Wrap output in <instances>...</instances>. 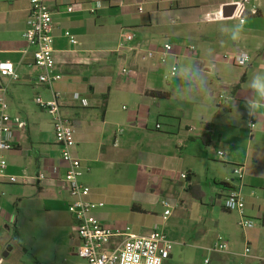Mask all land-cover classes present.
Returning a JSON list of instances; mask_svg holds the SVG:
<instances>
[{"label":"crops","instance_id":"0c3cea01","mask_svg":"<svg viewBox=\"0 0 264 264\" xmlns=\"http://www.w3.org/2000/svg\"><path fill=\"white\" fill-rule=\"evenodd\" d=\"M97 1L103 7L91 15L89 9ZM229 2L55 0L50 3L53 47L62 80L49 89L37 84L40 71L32 55L23 53L28 1L0 0V62L12 63L19 74L18 81L0 77V98L6 100L10 116L25 123L23 131L15 128L6 173L47 177L43 182L0 188V251L4 244H17L8 236L15 241L18 213L48 215L57 229L71 231L68 196L60 189L65 173L60 149L48 114L35 104L37 96L50 100L56 94L62 115L75 128V155L84 171L80 182L90 188V201L104 204L94 212L102 226L120 232L128 228L141 237L155 228L162 230L174 244L166 264H254L242 255L246 247L253 255L264 248V107L250 116L245 99L252 96L253 76L264 73V0ZM236 26L240 31L233 39L230 30ZM124 34L134 39L121 48ZM69 36L78 44H71ZM162 42L174 48L167 58L180 59L182 67L192 66L194 78L203 76L207 81L203 90L189 84L194 94H200L185 123L170 117H164L163 124L148 123L150 110L172 95L163 85L159 56L148 59L144 53L160 48ZM239 53L250 56L246 66L224 59ZM118 65L121 70H136L137 75L124 78ZM176 77H169L173 89L182 81ZM150 92L169 97L154 98ZM120 96L132 98V114L115 110ZM237 166L244 170L245 215L256 223L250 230H242L239 215L222 207L225 185L229 181L238 185L233 175ZM162 200L173 205L166 221ZM60 208L65 209L64 216L58 215ZM219 238L226 250L214 252ZM73 242L70 253L76 256L77 235ZM78 259L75 264H85Z\"/></svg>","mask_w":264,"mask_h":264},{"label":"built area","instance_id":"2783aa9c","mask_svg":"<svg viewBox=\"0 0 264 264\" xmlns=\"http://www.w3.org/2000/svg\"><path fill=\"white\" fill-rule=\"evenodd\" d=\"M27 1V18L22 34L25 43L23 53L32 55L34 66L40 71L37 84L52 89L56 83L62 80V76L55 69L53 47V18L50 3L55 0ZM237 1L230 0L229 4L233 5ZM102 7V3L97 1L89 9V13L95 15ZM72 11V6L67 8V12L71 13ZM138 11L141 12L142 8L139 7ZM251 12L256 14L257 8L252 6ZM244 22L242 17L240 23ZM133 39V35L124 34L119 47L127 46ZM69 40L73 45L78 44L72 36H69ZM173 50V46L165 44L158 49L148 50L145 54L148 59L159 56L160 62L165 64L167 57L173 54ZM224 59L236 66H246L250 62V56L247 53L225 56ZM176 71L177 67L173 64L169 77L174 78ZM121 75L129 79L135 77L137 72L131 68H123ZM0 77L8 78L11 81L19 80V74L10 62H0ZM74 97L80 100L78 94H75ZM219 99L223 100V97L219 96ZM35 104L45 111L51 120L55 142L60 149L61 162L65 167V173L60 181V189L68 196L67 210L73 220L74 231L80 243L76 249V256L85 264H166L174 244L162 230L155 228L148 236L141 237L133 235L128 228L124 232H120L102 226L94 212L102 208L104 204L90 201V188L80 182L84 171L80 159L75 155V128L62 115L58 95L55 94L50 100H43L37 96ZM81 104L86 106V101L81 99ZM23 124V121L15 120L10 116L6 100L0 98V188L4 184H27L47 180L44 174L27 177L6 173L8 164L6 154L13 148L15 128L16 126L20 128ZM250 126L254 128V123L251 122ZM156 129H160V126L156 125ZM218 155L223 156V153L220 152ZM53 173L57 178L60 177L58 169H54ZM233 175L238 185L231 186L232 181L227 183L229 188L222 199V207L228 212H236L239 215L238 226L242 230L253 229L256 223L245 215V201L241 193L244 179L243 167H235ZM181 176L186 178L185 174ZM161 205L164 209L163 220L166 221L171 216L173 205L168 200H162ZM1 214L0 204V216ZM225 250L226 243L222 238H219L213 251L223 252ZM242 256L252 258L254 264H264V248L260 255H253L252 249L246 247Z\"/></svg>","mask_w":264,"mask_h":264},{"label":"rangeland","instance_id":"374dc122","mask_svg":"<svg viewBox=\"0 0 264 264\" xmlns=\"http://www.w3.org/2000/svg\"><path fill=\"white\" fill-rule=\"evenodd\" d=\"M161 44L163 46V42ZM173 64L177 67L176 78L182 79L176 86V89H173L172 79L169 78ZM182 66L183 63L180 59H166L163 67V85L171 91L172 95L169 99L159 101V104L150 110L148 123H155L159 120L163 124V122H167V119L164 117L176 118L182 121V123H185L186 115L193 113L195 107L194 102L198 100L200 92L195 93V95L192 92V88L189 87L188 78H182L181 74H177ZM118 70H121L120 65H118ZM119 73L121 75V71ZM221 96L224 98L223 95ZM114 106L116 111H121L125 115L132 114L135 109L132 98L130 97H117ZM122 106L125 107L124 110L121 109ZM14 119L22 121L19 118ZM20 129L22 131L25 129V123ZM60 209L58 215L64 216L65 209ZM18 214L16 218L18 243H9L7 246L5 244L3 245V250L0 251V264H16L19 262L30 264L34 261L44 262L43 264L80 263V260L70 253V246L74 245L73 241L76 237L71 220H69L72 223L71 231L68 228L59 230L55 227V224L48 215L27 216ZM72 235H74V238H72ZM8 237L11 243H15L12 235L9 234ZM8 240L5 242H9ZM6 247H11L12 249L6 252ZM5 249L6 251H4ZM5 252L7 253L6 256H4Z\"/></svg>","mask_w":264,"mask_h":264},{"label":"clouds","instance_id":"9594fccd","mask_svg":"<svg viewBox=\"0 0 264 264\" xmlns=\"http://www.w3.org/2000/svg\"><path fill=\"white\" fill-rule=\"evenodd\" d=\"M222 31H228L222 28ZM232 38L235 39L239 35V26L234 27L230 30ZM177 74H181L182 78H188L189 84L192 87H198L201 90L207 86L206 79L202 76L200 79H196L193 76L192 66L182 67ZM249 88L252 91V96L245 99V107L248 110L250 116H256L258 110L264 107V73H257L253 76L249 83Z\"/></svg>","mask_w":264,"mask_h":264},{"label":"trees","instance_id":"16d2710c","mask_svg":"<svg viewBox=\"0 0 264 264\" xmlns=\"http://www.w3.org/2000/svg\"><path fill=\"white\" fill-rule=\"evenodd\" d=\"M149 96L154 97V98H168L169 95L168 93H160V92H150ZM105 108V103L103 104V109ZM187 178V176H186ZM225 187L228 188V185H225ZM15 242L18 243V237H17V233L15 236Z\"/></svg>","mask_w":264,"mask_h":264},{"label":"water","instance_id":"95a60500","mask_svg":"<svg viewBox=\"0 0 264 264\" xmlns=\"http://www.w3.org/2000/svg\"><path fill=\"white\" fill-rule=\"evenodd\" d=\"M10 249H11V247H8L6 252H8ZM6 252L4 253V256H6V255H7V253H6Z\"/></svg>","mask_w":264,"mask_h":264}]
</instances>
